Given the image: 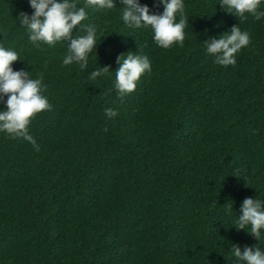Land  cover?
Returning <instances> with one entry per match:
<instances>
[{"label":"trees","instance_id":"obj_1","mask_svg":"<svg viewBox=\"0 0 264 264\" xmlns=\"http://www.w3.org/2000/svg\"><path fill=\"white\" fill-rule=\"evenodd\" d=\"M120 7L81 22L97 29L81 70L61 63L66 41L27 39L16 17L31 14L28 0H0V44L17 52L14 69L41 78L51 104L28 126L39 151L0 132V264H232V243L264 248V234L234 227L244 197L264 201V17L184 0L183 44L164 49L150 27L124 25ZM238 23L248 46L235 64H214L202 41ZM138 50L151 71L132 92L117 96L114 71L88 79Z\"/></svg>","mask_w":264,"mask_h":264},{"label":"clouds","instance_id":"obj_2","mask_svg":"<svg viewBox=\"0 0 264 264\" xmlns=\"http://www.w3.org/2000/svg\"><path fill=\"white\" fill-rule=\"evenodd\" d=\"M115 0H28L31 14L21 10L16 17L27 33V39L34 45L42 42L53 45L66 41L67 48L61 58L64 65L76 64L81 70L88 65L89 54L97 47V29L92 23H81L89 10L111 9ZM163 6L159 13L151 12L147 4L140 0H120V18L129 28L150 27L152 40L164 49L175 44H183L185 39L186 15L184 0H158ZM220 6L233 14L239 21L249 16L259 20L264 17L261 0H219ZM78 26V27H76ZM75 32L82 34L73 35ZM203 42L206 56H210L214 64L233 65L236 54L250 42L249 33L242 30L239 23L233 24L227 31L217 37H209ZM97 55V53H96ZM18 59L12 47L0 44V132L11 138H23L39 151V145L30 134L28 126L33 116L42 110L50 109L51 104L43 94L44 84L40 77H32L25 68L14 69L12 62ZM117 67L103 65L93 68L88 73L89 80L110 75L114 71L113 88L117 96L132 92L140 77L151 71V62L146 54L139 50L135 53L118 54ZM107 118L116 116L112 107L103 109ZM234 227L243 229L260 241L264 234V201L248 196L240 203L238 215L234 219ZM230 252L235 260L232 264H264V248L232 243Z\"/></svg>","mask_w":264,"mask_h":264}]
</instances>
